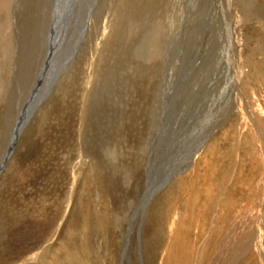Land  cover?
I'll return each mask as SVG.
<instances>
[{"label":"rangeland","instance_id":"374dc122","mask_svg":"<svg viewBox=\"0 0 264 264\" xmlns=\"http://www.w3.org/2000/svg\"><path fill=\"white\" fill-rule=\"evenodd\" d=\"M23 117L0 264L264 263V0H0V163Z\"/></svg>","mask_w":264,"mask_h":264},{"label":"bare ground","instance_id":"6f19581e","mask_svg":"<svg viewBox=\"0 0 264 264\" xmlns=\"http://www.w3.org/2000/svg\"><path fill=\"white\" fill-rule=\"evenodd\" d=\"M252 73V72H251ZM247 87V86H246ZM249 87V86H248ZM253 87H254V85H253ZM255 88V87H254ZM248 90V89H247ZM250 91V90H249ZM252 91V90H251ZM254 93V92H253ZM253 95H255V93L253 94ZM247 120V119H246ZM259 120V119H258ZM19 123V122H18ZM262 124H264V122L262 123ZM262 124H258V125H262ZM261 127V126H260ZM262 127H263V125H262ZM263 129V128H262ZM264 130V129H263ZM255 131H256V134H262V132L261 131H259L258 130V128H255ZM254 131V132H255ZM14 134H15V129H14V132H13V134H12V139H14ZM257 135V136H258ZM254 136V135H253ZM261 138V137H260ZM262 138H263V136H262ZM261 140V139H260ZM12 142V140H10V142H9V144ZM9 144H8V146H7V148H9ZM6 148V150H5V153H4V155H3V159L1 158V160H2V162L0 163V171H2L4 168H2L1 167V165H4L5 164V162L8 160V158H10V155H11V152H12V150H13V148H11V152H10V154L8 155L7 154V151H8V149ZM175 184V183H174ZM170 191V190H169ZM166 192V191H165ZM161 196H163V195H161ZM72 202V201H71ZM25 210V209H24ZM90 212V211H89ZM163 213V212H162ZM76 214V213H75ZM83 215V214H82ZM85 215H87V214H85ZM35 217V216H34ZM162 217V216H161ZM81 218H86V217H81ZM164 218V217H163ZM226 219H228V217L226 218ZM82 220V219H81ZM89 220V219H88ZM160 220V219H159ZM178 220H179V218H178ZM220 221V220H219ZM180 222V221H179ZM189 222V221H188ZM192 222V221H191ZM86 223V222H85ZM178 223V222H177ZM190 224V223H189ZM222 224H224V221H222ZM161 225V224H160ZM177 225V224H176ZM175 225V226H176ZM216 225V224H215ZM182 226V225H181ZM194 226H196V224L194 225ZM220 226H222L221 224H220ZM218 227V226H217ZM225 227V226H224ZM213 228V227H212ZM83 229V228H82ZM171 229V228H170ZM192 229H193V227H192ZM216 229V228H215ZM223 229V228H222ZM85 230V229H84ZM162 230H163V228H162ZM173 230V229H172ZM184 229H182V231H183ZM86 231V230H85ZM91 231V230H90ZM157 231H159V234H160V232H161V229H159V230H157ZM189 231V230H188ZM193 231V230H192ZM162 232H165V231H162ZM217 232V231H216ZM59 233V232H58ZM71 233V232H70ZM182 233V232H181ZM186 233V232H185ZM194 233V232H193ZM196 233V232H195ZM219 233V232H218ZM167 234H168V232H167ZM171 234V233H170ZM173 234V233H172ZM183 234V233H182ZM182 234H180L181 236H182ZM162 235V234H161ZM164 235H165V233H164ZM174 235V234H173ZM222 235V234H221ZM220 235V236H221ZM85 237H87V235H84ZM167 237H168V235H166ZM175 236V235H174ZM185 236V235H184ZM192 236V235H191ZM223 236V235H222ZM162 237V236H161ZM164 237V236H163ZM166 237V238H167ZM219 237V236H218ZM217 237V238H218ZM224 237V236H223ZM179 238L180 237H176V241H175V246L174 245H169L170 243L167 241V244L169 245L168 247H167V249H165L164 250V254L162 255V260H161V264H184L183 263V261H182V259H177V258H179L178 256H177V252H178V247L181 245V244H186V242H181L182 241V238H180L181 239V241L179 240ZM205 238V237H204ZM206 238H208L209 239V236L208 237H206ZM205 238V239H206ZM168 239V238H167ZM170 240L172 239V236H171V238H169ZM168 239V240H169ZM186 239H187V236H186ZM186 239H184V240H186ZM193 239H194V236H193ZM192 239V240H193ZM220 239V238H219ZM222 239V238H221ZM164 240V239H163ZM169 240V241H170ZM175 240V239H174ZM216 241V240H215ZM222 241V240H221ZM225 241V240H224ZM205 242V241H204ZM202 243L201 245H202V247H206V244L205 243ZM209 242V241H208ZM218 242V241H217ZM195 243V242H194ZM210 243H211V241H210ZM219 243H220V241H219ZM62 244V243H61ZM173 244H174V242H173ZM184 244V245H185ZM193 244V243H192ZM212 244V243H211ZM214 244V246H215V243H213ZM223 244V243H222ZM65 245H66V243H65ZM68 245V244H67ZM184 245H182L183 247H184ZM188 245V244H187ZM83 246H85V245H83ZM186 246V245H185ZM199 246V245H198ZM209 246H212V245H209ZM224 246V245H223ZM192 247H196V245L195 246H193L192 245ZM191 247V248H192ZM201 247V248H202ZM159 248V247H158ZM186 248H188L187 246H186ZM194 248H193V252L196 250H194ZM199 248V247H198ZM219 248V247H218ZM217 248V249H218ZM49 249V248H48ZM63 249V248H62ZM71 249V248H70ZM157 249V248H156ZM182 249V248H181ZM200 249V248H199ZM210 249V248H209ZM61 250V249H60ZM65 250H67V249H65ZM85 250V249H84ZM213 250V249H212ZM159 251V250H158ZM162 251V250H161ZM181 251V250H180ZM183 251V250H182ZM200 251L202 252V250H199V253H200ZM205 251V250H204ZM223 251H225V250H223ZM64 253H65V251H63ZM67 252V251H66ZM184 252V251H183ZM185 252H188L187 250L185 251ZM213 253H214V251H212ZM45 253H46V251H45ZM83 253V252H82ZM163 253V252H162ZM182 253V252H181ZM180 253V254H181ZM192 253V252H191ZM250 253V252H249ZM68 254V253H67ZM70 254V253H69ZM187 254H189V253H187ZM187 254H185V255H187ZM206 254V253H205ZM204 254V255H205ZM48 255V254H47ZM55 255H57V254H55ZM71 255H73V254H71ZM182 255L183 254H181V256L180 257H182ZM185 255L183 256V257H185ZM195 255V254H194ZM199 255V254H198ZM207 255V254H206ZM205 255V256H206ZM209 256H211V254L209 255ZM208 256V257H209ZM214 256V255H213ZM217 256V255H216ZM57 257V256H56ZM196 257V256H195ZM81 258V257H80ZM202 258V257H201ZM244 259V262H242V264H260V262H258V259L255 257V256H250V257H243ZM264 258V257H263ZM65 259V258H64ZM161 259V258H160ZM187 259V258H186ZM185 259V260H186ZM188 259H190V258H188ZM191 259H192V257H191ZM198 259H200V258H198ZM212 259V258H211ZM219 259V258H218ZM194 259H192V261H193ZM196 260V259H195ZM237 260V259H236ZM239 260V259H238ZM71 261V260H70ZM74 261V260H73ZM72 261V262H73ZM190 261V260H189ZM71 262V263H72ZM75 262V261H74ZM82 262V261H81ZM88 262V261H87ZM143 262V261H142ZM185 262V261H184ZM194 262V261H193ZM197 262V261H196ZM202 262V261H201ZM219 262V261H218ZM56 263H58V262H56ZM60 263V262H59ZM63 263H65V261L63 262ZM75 263H79V262H75ZM190 263V262H189ZM215 263V262H214ZM261 263H262V261H261ZM73 264V263H72ZM85 264V263H84ZM100 264V263H99ZM186 264V263H185ZM194 264V263H193ZM202 264V263H201ZM208 264V263H207ZM211 264V263H210ZM213 264V263H212ZM236 264V263H235ZM264 264V263H263Z\"/></svg>","mask_w":264,"mask_h":264},{"label":"water","instance_id":"95a60500","mask_svg":"<svg viewBox=\"0 0 264 264\" xmlns=\"http://www.w3.org/2000/svg\"><path fill=\"white\" fill-rule=\"evenodd\" d=\"M25 119H26V118L23 117V118L19 121V123L17 124V126H16V128H15L14 139H13L12 142L10 143L9 149H8V151H7V154H8V155H9L10 152H11V148H13V147L15 146L16 141H17V138H18V136L20 135L22 129L24 128L23 123H24V120H25ZM1 167H4V165H2Z\"/></svg>","mask_w":264,"mask_h":264}]
</instances>
